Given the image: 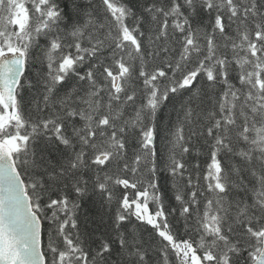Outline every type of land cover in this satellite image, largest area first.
I'll return each instance as SVG.
<instances>
[{
	"label": "snow or ice",
	"instance_id": "1",
	"mask_svg": "<svg viewBox=\"0 0 264 264\" xmlns=\"http://www.w3.org/2000/svg\"><path fill=\"white\" fill-rule=\"evenodd\" d=\"M0 264H264V0H0Z\"/></svg>",
	"mask_w": 264,
	"mask_h": 264
}]
</instances>
